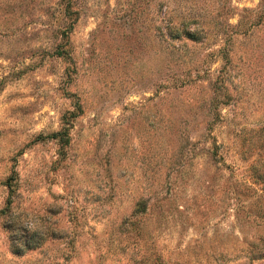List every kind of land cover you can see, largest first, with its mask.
<instances>
[{
	"label": "rangeland",
	"instance_id": "374dc122",
	"mask_svg": "<svg viewBox=\"0 0 264 264\" xmlns=\"http://www.w3.org/2000/svg\"><path fill=\"white\" fill-rule=\"evenodd\" d=\"M0 264H264V0H0Z\"/></svg>",
	"mask_w": 264,
	"mask_h": 264
},
{
	"label": "trees",
	"instance_id": "16d2710c",
	"mask_svg": "<svg viewBox=\"0 0 264 264\" xmlns=\"http://www.w3.org/2000/svg\"><path fill=\"white\" fill-rule=\"evenodd\" d=\"M56 136H58L59 134H55ZM6 228H9V226H6ZM17 228V227H16ZM9 230L11 231V228H9ZM15 243V240H12V245ZM23 246H25V247H29V248H32V247H36V245L34 244V246L31 244V240H28V241H25L24 243H23ZM13 251H14V253L15 254H18V255H21L22 254V252H21V250H20V248H15L14 246H13Z\"/></svg>",
	"mask_w": 264,
	"mask_h": 264
}]
</instances>
